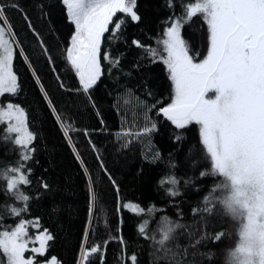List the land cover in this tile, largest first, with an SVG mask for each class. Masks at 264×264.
<instances>
[{
  "label": "snow or ice",
  "instance_id": "snow-or-ice-1",
  "mask_svg": "<svg viewBox=\"0 0 264 264\" xmlns=\"http://www.w3.org/2000/svg\"><path fill=\"white\" fill-rule=\"evenodd\" d=\"M164 6L169 15L158 25L163 26L162 36H156L158 47H152L136 36L130 44L127 42L128 24H140L144 19L138 0H37L35 9L48 34L58 37L62 28L66 30V37L57 45L70 81L65 83L32 16L19 0H0V97H17L22 90L14 70V60L19 56L31 72L58 133L80 166L87 215L73 264H106L107 245L113 240L119 245L118 264H142L136 250L128 251L123 236L124 211L138 217L135 236L144 245L137 243L135 247L146 249L147 264H264V0H179V5L177 0H164ZM8 9L21 15L32 37V56L37 61L44 58L58 90L67 94L60 107L28 54V36L21 38ZM196 16L203 20L199 48L182 35V28ZM119 42L128 49L140 50L127 67L123 64L127 52L113 47ZM145 60L164 65L170 82L167 101L148 86L142 75L135 86L129 85L134 71L140 72ZM105 78L113 85L105 87L120 121L113 130L95 95ZM66 105L77 110L90 108L99 126H78L73 114L64 110ZM133 113L134 121L130 123ZM28 121L29 110L21 103L0 101V125H4L0 139L14 146L11 154L15 157L0 164V264H63L56 255H46L48 242L55 235L41 228L40 216L26 215L31 214L33 203L39 205L46 197L51 200V212L59 213L62 204L54 197L68 191L66 185L62 188L48 179L47 168L37 174V132ZM164 122L171 126L170 135L176 142L186 139L190 125L197 127L198 138L186 151L193 172L182 178L176 176L173 170L177 165L170 152L167 170L156 181L162 199L167 198L164 204L149 201L145 207L128 202L120 196L121 184L107 166L93 133L107 135L120 155L139 143L142 159L156 164L164 162V157L154 149L153 134ZM74 133H82L87 147L96 153L102 175L93 177L76 147ZM197 152L199 155H195ZM143 173V167L138 168L133 179ZM104 178L116 193L114 213L118 220L113 224L105 219L106 236L97 240L99 214L107 216L102 194L97 191ZM208 178H213V183L190 207L191 220L187 221L181 198L187 189L200 193L202 182ZM168 207L175 209V217L168 215ZM229 218L235 222L238 239L234 246L218 253L214 245L231 235L226 227ZM30 228L37 230L34 237Z\"/></svg>",
  "mask_w": 264,
  "mask_h": 264
},
{
  "label": "trees",
  "instance_id": "trees-1",
  "mask_svg": "<svg viewBox=\"0 0 264 264\" xmlns=\"http://www.w3.org/2000/svg\"><path fill=\"white\" fill-rule=\"evenodd\" d=\"M37 0H19V3L28 11V14L32 16L33 21L37 29H39L45 36L47 43L49 44L52 56L56 61L57 69L61 70L60 75L64 77L65 83H70L66 72L64 61L60 58V52L57 45H60L66 37V30L61 29L59 36H53L48 34L47 29L42 27V22L38 18L39 14L35 9V3ZM139 12L142 15L143 22L140 24L129 23L125 35L127 37L128 44L131 43L133 36L141 39L145 44L152 47H158L156 44V36L159 33L162 36L163 26L159 25L167 15H169V9L164 6V0H138ZM179 5V0H177ZM158 9V10H157ZM180 11L179 6L176 9ZM118 16L120 14H117ZM8 16L21 38L28 36V54L32 56L33 47L31 45V34L27 32L24 25V21L21 15L15 10L8 9ZM203 20L199 16L193 17L191 24L185 25L182 28V35L191 40L197 48L200 47V32ZM143 29V31H141ZM108 35L107 33L105 34ZM107 47V42H105ZM127 52L126 58L123 60V64L127 67L130 65L136 54L140 51L135 47L131 49L126 48L122 42L117 43L113 46ZM162 51V49H161ZM33 63L36 71L39 73L41 80L58 107L61 106L63 100H67V94L62 93L58 90V85L55 77L50 72L47 63L44 58L41 57L39 61L32 56ZM14 70L18 74L19 82L22 85V90L17 97L3 96L0 97V101L13 100L21 103L27 110H29V124L32 130L37 132V147L39 152L37 153V159L39 160V166L36 171L39 174L43 168H47L48 171L45 174L48 179L54 184L60 185L62 188L66 185L68 191L65 193H57L54 199L62 204V209L59 213L51 212V200L45 198L41 204L37 205L33 203L31 208V215L40 216L41 228L49 229L54 235L55 239L48 242V250L46 255H56L63 264H73V256L76 252L77 241L81 238L82 225L86 222V190L83 181L82 174L80 172V166L75 161L71 149L63 141L62 137L58 133L51 116L47 112L46 105L43 103L39 93V88L35 84L31 72L27 69L24 61L17 56L14 60ZM147 81L149 87L153 88L159 96H163L167 101L170 94V82L167 79V72L164 65L157 61L154 64H148L145 60L140 69V72H135L133 77L128 81L129 85L135 86L138 83L140 76ZM107 73L105 74V77ZM124 82L123 79L121 81ZM113 87L111 81L106 78L104 83L96 90V97L99 101L100 111L107 122L110 130H113L119 126V119L115 112L111 108V97L107 95L108 88ZM138 94L142 95L138 91ZM66 112H71L75 118V122L78 126H87L89 128L99 126V119L97 118L94 111L90 108L81 107L77 110L72 105H66L64 107ZM134 113L130 116L129 122L134 121ZM155 115V114H153ZM4 125H0V133L3 132ZM135 130V129H133ZM172 128L167 122L160 125L158 131L153 134V145L154 149H159L164 157V162L158 161L156 164H150L146 160L142 159L141 156V145L139 143L134 144L131 151H126L125 154H117L113 149L111 139L103 133H93V140L97 147L100 149L101 155L104 157L105 162L109 169H111L116 179L121 184L120 196L128 202H139L145 207L148 206L149 201H154L156 205L164 204L162 192L157 191V178L158 176L166 171V163L168 160V154L172 153V159L177 165L173 170L178 177L185 175H191L193 167L191 159L186 158V151L190 144L195 142L198 138V131L195 125H190L186 132V139L180 142H176L171 138ZM74 139H76V147L79 149L83 159L93 171V177L102 175L99 173L98 164L96 161V153H93L90 148L87 147V140L83 134L80 133L78 136L74 133ZM14 146L10 143L6 144L0 139V164L14 161L15 157L11 154V149ZM147 148V145H145ZM8 150L9 154L5 155V151ZM195 155H199L197 152ZM195 155L193 158H195ZM143 167L144 173L139 179H133V175L138 168ZM181 185L183 180H180ZM213 183V178H208L202 182V188L200 193H197L191 189H187L185 197H182L183 208L185 212V219L191 220L190 207L199 202L200 197L204 192L208 190V187ZM97 191L102 194L104 200V207L107 210V216L101 212L99 224L101 225L96 239L106 236V232L103 228L105 219L115 224L118 217L114 213V198L115 191L111 189L110 184L101 182L97 186ZM3 200V196L0 195V201ZM99 207V205H98ZM168 215L175 217V209L168 207ZM137 216H134L130 211L123 212V236L129 244L128 251L132 252L136 250L141 256L142 264H147L146 249L141 247L137 249L135 245L139 243L144 245L143 240H137L135 236L136 231V220ZM11 223V221H7ZM96 221H94L95 223ZM234 221L229 218V223L226 227L230 230L231 235L226 236L222 243L214 245L217 252L226 250L229 247L234 246V237H236V227L233 225ZM29 232H32L31 228ZM119 251L118 243L113 240L107 245L106 252V264H118L116 255ZM29 253H25L27 256ZM2 256V253H0ZM43 260V258H39ZM98 264V262H97Z\"/></svg>",
  "mask_w": 264,
  "mask_h": 264
},
{
  "label": "rangeland",
  "instance_id": "rangeland-1",
  "mask_svg": "<svg viewBox=\"0 0 264 264\" xmlns=\"http://www.w3.org/2000/svg\"><path fill=\"white\" fill-rule=\"evenodd\" d=\"M31 230H32V232H30V234L34 237L35 236V234H36V229H32L31 228ZM238 239V237L236 236V237H234V244H235V242H236V240ZM29 247H31V245H29Z\"/></svg>",
  "mask_w": 264,
  "mask_h": 264
}]
</instances>
